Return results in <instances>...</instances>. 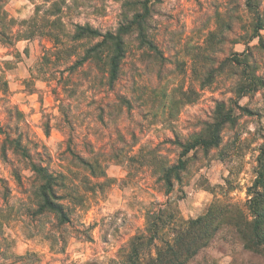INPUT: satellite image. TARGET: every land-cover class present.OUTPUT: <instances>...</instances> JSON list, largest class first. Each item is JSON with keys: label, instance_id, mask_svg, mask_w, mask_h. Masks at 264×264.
<instances>
[{"label": "rangeland", "instance_id": "rangeland-1", "mask_svg": "<svg viewBox=\"0 0 264 264\" xmlns=\"http://www.w3.org/2000/svg\"><path fill=\"white\" fill-rule=\"evenodd\" d=\"M125 1L49 0L38 11L42 0L4 1L11 19L34 18L36 26L52 29L64 42L51 55L44 52L52 46L47 38L0 41V61L15 62L6 71L8 94H0V121L16 131L17 117L10 119L7 109L21 113L19 131L28 137L33 160L54 177L56 201L70 222L60 225L53 214H39V180L28 162L11 151L5 159L0 153V264L117 261L121 247L144 228L146 207L165 199L159 169L179 152L168 142L199 131L215 102L236 101L243 67L220 64L247 49L234 43L249 22L243 0H149L142 29L164 60L131 34L125 36L127 53L113 86L104 83L92 61L67 71L97 41H69L74 25L114 31L132 11L143 12L140 6L124 7ZM258 1L264 12V0ZM247 47L245 75L249 71V79L261 80L237 100L250 115L236 111L220 147L207 155L198 151L174 184L168 198L185 220L204 215L216 198L244 207L264 160L259 151L264 146V31ZM217 223L209 245L185 264H264V252L246 246L227 224L238 223L232 211Z\"/></svg>", "mask_w": 264, "mask_h": 264}, {"label": "trees", "instance_id": "trees-1", "mask_svg": "<svg viewBox=\"0 0 264 264\" xmlns=\"http://www.w3.org/2000/svg\"><path fill=\"white\" fill-rule=\"evenodd\" d=\"M4 1L0 0L1 42L10 44L15 39L30 40L39 36L47 38L52 44L50 48H44L46 54L54 55L59 52V48L64 46V42L60 40L58 34L50 28L44 29L42 26H36L33 22L34 18L20 22L11 19L3 9ZM42 3L37 6L36 11L40 7L45 8L49 0H42ZM123 6L126 8L140 6L143 12L132 11L124 21L119 20L114 31L104 33L93 29L89 24L74 25V33L69 37V41L82 39L97 41L84 49L83 56L67 67V71L74 72L85 63L92 61L97 64L100 73L103 74L104 83L109 87L113 86L120 75L121 63L127 53L125 36L131 34H135L137 39L143 41L155 53L158 61L164 60L163 55L155 48L153 42L147 40L143 33L142 28L145 22L143 19L150 15L149 0H126ZM243 6L245 13L249 16V22L247 27H242L241 34L234 43H243L247 49L242 53H236L231 58L233 60L228 59L220 64L222 67L226 62H233L238 67H243V78L237 83L234 93L236 101L231 105L222 101L215 102L210 119L202 122L199 131L190 134L181 141L175 137L174 140L168 142L177 147L179 152L173 161H167L159 169L158 180L162 182V195L165 199L163 202H153L146 207L144 228L128 239L119 251V259L117 257V261H111L112 264H185L200 249L207 247L211 242L220 225V223L214 224V220L221 215L230 213V211L236 216L238 223L227 224L242 236L246 246L259 247L264 252V191L262 190L264 189V160L259 161V171L252 185L247 188V200L242 208L231 203L229 198H224L223 201L216 198L204 215L185 220L181 217L174 202L168 198L173 191L174 184L181 182L182 173L187 170L188 164L195 159L198 151L207 155L210 151L220 147L223 131L237 120L235 112L250 115L247 109L237 104V100L256 90L261 84V80L257 77L248 78L249 71L247 75L245 73L248 68L247 45L255 38L260 37V32L264 31V12L261 11L258 0H243ZM56 19V21H60L59 18ZM237 19L242 20L240 15ZM52 27L54 26L52 25ZM241 58L243 59L240 61ZM14 65L15 62L0 61V94L3 96L8 94L6 71L14 68ZM214 72H218V70L209 72L207 83H211L214 79ZM181 95L186 98L185 93H181ZM7 110L10 119L16 115L17 125L14 127L16 131H13L9 127L10 125H3L0 121V136L3 137L0 146L2 158L5 159L7 153L11 151L14 155L27 161L31 171L39 180L36 193L38 213L49 212L56 217L60 225L68 224L70 219L62 205L56 201L58 199L53 191L54 177L41 161L33 160L31 150L27 146L28 137L19 131L18 124L19 118L22 116L21 113L14 107H9ZM45 135H47V131H45ZM259 151L262 156L264 146H261ZM225 196L227 197V194ZM82 264L97 263L87 261Z\"/></svg>", "mask_w": 264, "mask_h": 264}, {"label": "clouds", "instance_id": "clouds-1", "mask_svg": "<svg viewBox=\"0 0 264 264\" xmlns=\"http://www.w3.org/2000/svg\"><path fill=\"white\" fill-rule=\"evenodd\" d=\"M7 59H11L10 57H7Z\"/></svg>", "mask_w": 264, "mask_h": 264}]
</instances>
